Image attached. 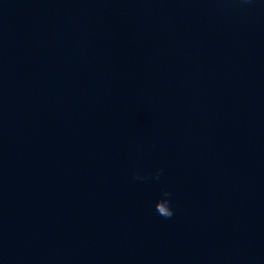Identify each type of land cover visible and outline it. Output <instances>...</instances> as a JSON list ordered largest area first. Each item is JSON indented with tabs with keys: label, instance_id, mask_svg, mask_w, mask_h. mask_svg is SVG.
<instances>
[{
	"label": "water",
	"instance_id": "water-1",
	"mask_svg": "<svg viewBox=\"0 0 264 264\" xmlns=\"http://www.w3.org/2000/svg\"><path fill=\"white\" fill-rule=\"evenodd\" d=\"M0 264H264V0H0Z\"/></svg>",
	"mask_w": 264,
	"mask_h": 264
},
{
	"label": "clouds",
	"instance_id": "clouds-1",
	"mask_svg": "<svg viewBox=\"0 0 264 264\" xmlns=\"http://www.w3.org/2000/svg\"><path fill=\"white\" fill-rule=\"evenodd\" d=\"M245 2H247V0H245ZM137 178H139V177H137ZM173 215H174V210H173L171 204L169 203V211H168V213H167L165 216H163V217H165V218H171Z\"/></svg>",
	"mask_w": 264,
	"mask_h": 264
}]
</instances>
